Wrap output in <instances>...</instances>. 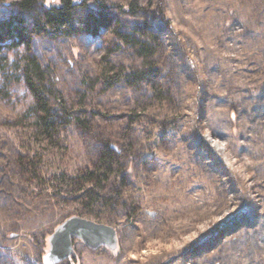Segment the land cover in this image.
Masks as SVG:
<instances>
[{
	"label": "rangeland",
	"instance_id": "rangeland-1",
	"mask_svg": "<svg viewBox=\"0 0 264 264\" xmlns=\"http://www.w3.org/2000/svg\"><path fill=\"white\" fill-rule=\"evenodd\" d=\"M13 1L0 0V19ZM130 1L72 0L99 8L109 26L43 36L17 52L50 64L54 86L89 125L63 124L61 146L44 150V173L88 167L101 137L122 154V195L104 209L109 220L86 217L115 227L116 248L74 239V254L58 264H264V0H137L128 14ZM37 2L38 9L61 4ZM84 9L78 5V17ZM118 20L125 30L145 24L155 34L147 84L97 81L103 68L129 73L142 65L117 47ZM9 92L0 96V264H43L49 235L75 206L34 194L38 187L28 195L11 170L7 157L33 147L26 136L13 141V133L26 134L31 118L13 124L33 99L23 83Z\"/></svg>",
	"mask_w": 264,
	"mask_h": 264
},
{
	"label": "trees",
	"instance_id": "trees-1",
	"mask_svg": "<svg viewBox=\"0 0 264 264\" xmlns=\"http://www.w3.org/2000/svg\"><path fill=\"white\" fill-rule=\"evenodd\" d=\"M136 1L128 3L125 10L128 14L136 12ZM36 4L37 0L13 1L11 13L0 19V96L8 97L11 86L23 83L33 99L32 105L12 125L16 129L20 125L18 121L24 123L26 118H31L26 126V134L19 138L13 133V141L20 143L19 139L26 136L27 144L32 143L33 147L29 150L20 148L22 151L17 150L15 157L11 159L8 156L7 160L11 161V170L17 171L22 176L20 178H24L22 181L26 182L27 188L23 190L28 195L33 196L31 190L38 187L34 194L39 193V196L53 199L63 207L68 203L74 204L75 214L96 220H109V215L103 214L104 209L108 210L109 203L118 201L122 195L118 189L120 183H116V178L123 172L118 166L122 155L119 143L113 145L110 138L101 137L94 144L93 160L88 167L70 172L58 168L44 173L39 167L44 150L58 149L62 140L61 130L65 128L63 124L74 125L80 130H88L89 125L84 116L80 115V107L67 106L66 95L58 86H54L50 64L42 62L37 54L18 55L17 52L20 47L29 51L35 39L43 36L52 41L57 37L68 38L81 33L96 34L98 30L109 26L110 16H99V8L87 9L84 2L76 4L72 0H61L58 6L39 9ZM78 5L85 8L81 11V17H78ZM117 22L119 27L112 28L117 47L129 48L140 58L142 65L139 69L129 70V73L124 72L125 70L115 71L113 67L103 68L97 81L106 86L120 81H127L129 85L135 86L147 84L148 76L154 73L156 65L154 57L158 43L155 34L145 24L141 28L140 25H135L132 29L125 30L124 25L119 20ZM10 51L15 54L13 58H8L6 54ZM105 58L106 56L103 57L104 61ZM83 83L88 82L83 80L81 84ZM85 94L80 93V97ZM70 215H64L63 218Z\"/></svg>",
	"mask_w": 264,
	"mask_h": 264
},
{
	"label": "water",
	"instance_id": "water-1",
	"mask_svg": "<svg viewBox=\"0 0 264 264\" xmlns=\"http://www.w3.org/2000/svg\"><path fill=\"white\" fill-rule=\"evenodd\" d=\"M74 239L88 248L104 246L114 250L117 246L116 229L112 225L96 222L80 215L64 219L48 237V250L42 256L43 264H58L74 254Z\"/></svg>",
	"mask_w": 264,
	"mask_h": 264
}]
</instances>
